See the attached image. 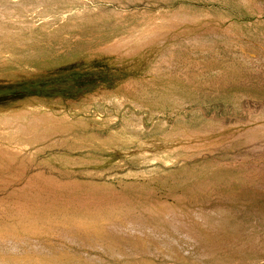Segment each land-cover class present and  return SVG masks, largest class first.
<instances>
[{
	"label": "rangeland",
	"instance_id": "obj_1",
	"mask_svg": "<svg viewBox=\"0 0 264 264\" xmlns=\"http://www.w3.org/2000/svg\"><path fill=\"white\" fill-rule=\"evenodd\" d=\"M0 264H264V0H0Z\"/></svg>",
	"mask_w": 264,
	"mask_h": 264
}]
</instances>
